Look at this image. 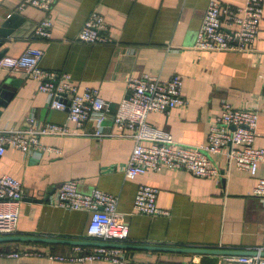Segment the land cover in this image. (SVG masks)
<instances>
[{
  "label": "crops",
  "instance_id": "obj_1",
  "mask_svg": "<svg viewBox=\"0 0 264 264\" xmlns=\"http://www.w3.org/2000/svg\"><path fill=\"white\" fill-rule=\"evenodd\" d=\"M24 0H0V52L20 57L28 48L41 49V66L70 74L79 92L98 89L116 111L131 94L130 77L144 74L169 79L180 75L189 104L165 113L153 112L148 124L170 132L181 144L207 143L211 125L220 116L222 102L259 112L256 147H264V16L249 53H199L193 50L210 0H58L52 11L49 39L35 31L46 13L33 6L20 9ZM242 7L246 0H219ZM104 16L112 43L88 44L78 34L93 13ZM174 44L178 49H167ZM14 91L1 107L0 129H28L47 123L75 125L68 112L52 109L39 82L25 70L0 69V88ZM90 121L85 131L92 133ZM105 132L118 133L109 120ZM50 151L25 154L8 148L0 156V176L10 175L23 185L17 235L89 240L91 214L57 207L60 187L77 181L79 191L99 189L119 197L118 211L129 224L127 244L156 247L225 248L264 251V202L253 195L264 178V162L256 175L240 170L226 154L211 159L219 178L199 177L187 170L152 171L136 179L123 172L134 140L114 136H41ZM141 184L159 189L157 205L168 216L134 214ZM80 248V249H78ZM123 259L138 264H241L240 256L195 254L139 248L122 249ZM20 253L14 258L13 253ZM91 247L8 242L0 243V264H117L110 260H79Z\"/></svg>",
  "mask_w": 264,
  "mask_h": 264
},
{
  "label": "built area",
  "instance_id": "obj_2",
  "mask_svg": "<svg viewBox=\"0 0 264 264\" xmlns=\"http://www.w3.org/2000/svg\"><path fill=\"white\" fill-rule=\"evenodd\" d=\"M58 0H24L20 9L33 6L46 13L35 34L49 39L52 35V11ZM264 16V0H246L242 7H235L219 0H210L193 50L199 53H249L257 40L260 23ZM78 40L88 44L114 42L103 15L89 16ZM167 49H178L168 44ZM44 52L28 48L20 57L4 56L0 69L25 70L39 82L40 91L48 96L52 109L68 112V123L60 125L47 123L34 128L36 120L28 118V129H0V156L10 147L25 154L35 151H50L43 146L41 136H114L134 140V148L123 172L127 179H136L152 171L162 169L187 170L199 177L219 178L221 172L211 159L225 153L229 161L243 171L256 175L260 163L264 162V147H256L259 112L255 109H240L227 101L222 102L220 116L211 125L207 143L190 146L178 143L173 135L148 124L150 113H165L175 108H186L189 104L183 95V79L174 75L169 79L144 74L130 77L128 88L131 94L124 97L116 111L105 100L98 89L86 88L79 92L73 77L68 73L46 70L41 66ZM111 120L118 133L105 132L106 123ZM95 123L92 133L86 132L88 122ZM159 189L141 184L134 200V214L152 217L168 216L166 209L159 208ZM253 195L264 202V178L257 181ZM23 201V185L10 175L0 176V236L16 235L19 209ZM119 197L99 189L90 194L79 191L77 181L64 183L53 199L57 207L91 214L88 227L89 240L111 243H126L130 228L122 213L118 211ZM80 249V248H78ZM92 254L81 255L79 260L105 259L117 264H138L123 259L121 249L91 248ZM19 258L20 253H13ZM241 264H264V257L244 256L237 258ZM13 264H32L17 262Z\"/></svg>",
  "mask_w": 264,
  "mask_h": 264
},
{
  "label": "water",
  "instance_id": "obj_3",
  "mask_svg": "<svg viewBox=\"0 0 264 264\" xmlns=\"http://www.w3.org/2000/svg\"><path fill=\"white\" fill-rule=\"evenodd\" d=\"M2 43L0 42V47ZM5 51L0 52V59L5 56ZM14 91L7 90L6 87L0 88V115L2 113L1 107H6L8 101L12 98ZM8 242H31L50 244L53 247L55 245H73L76 247H91V248H109V249H128V248H139L147 250H161V251H172V252H183V253H195V254H213V255H233V256H260L264 257V251H242L233 249L223 248H201V247H156L152 245H130L126 243H111V242H100L96 240H76V239H59L54 237L46 236H35V235H8L0 236V243Z\"/></svg>",
  "mask_w": 264,
  "mask_h": 264
},
{
  "label": "trees",
  "instance_id": "obj_4",
  "mask_svg": "<svg viewBox=\"0 0 264 264\" xmlns=\"http://www.w3.org/2000/svg\"><path fill=\"white\" fill-rule=\"evenodd\" d=\"M139 188V187H138ZM138 191V190H137Z\"/></svg>",
  "mask_w": 264,
  "mask_h": 264
}]
</instances>
